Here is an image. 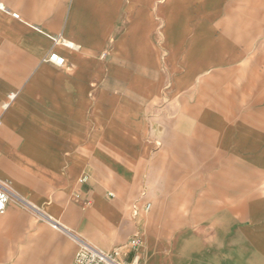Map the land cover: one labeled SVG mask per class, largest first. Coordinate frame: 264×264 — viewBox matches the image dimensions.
Instances as JSON below:
<instances>
[{
    "label": "crops",
    "instance_id": "0c3cea01",
    "mask_svg": "<svg viewBox=\"0 0 264 264\" xmlns=\"http://www.w3.org/2000/svg\"><path fill=\"white\" fill-rule=\"evenodd\" d=\"M0 183V264H264V0H0Z\"/></svg>",
    "mask_w": 264,
    "mask_h": 264
},
{
    "label": "built area",
    "instance_id": "2783aa9c",
    "mask_svg": "<svg viewBox=\"0 0 264 264\" xmlns=\"http://www.w3.org/2000/svg\"><path fill=\"white\" fill-rule=\"evenodd\" d=\"M15 17H19L18 13H13ZM55 42L60 41L58 38L54 39ZM48 60L57 66H64L65 58L59 53L53 51L50 53ZM85 180V178L83 179ZM113 196V193L109 194ZM11 200V193L8 187L0 183V214L5 213ZM150 205L147 206L149 208ZM134 247H139L142 243L141 238H133L129 242ZM74 264H140L137 257L132 261H126L121 258V251L115 249L107 252L95 248L86 241L81 240L78 249L74 256Z\"/></svg>",
    "mask_w": 264,
    "mask_h": 264
}]
</instances>
